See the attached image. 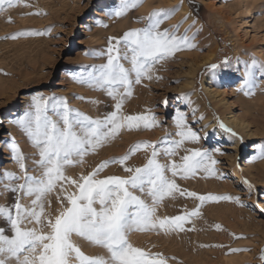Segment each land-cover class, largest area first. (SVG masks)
Listing matches in <instances>:
<instances>
[{
  "label": "rangeland",
  "instance_id": "1",
  "mask_svg": "<svg viewBox=\"0 0 264 264\" xmlns=\"http://www.w3.org/2000/svg\"><path fill=\"white\" fill-rule=\"evenodd\" d=\"M109 2L111 0H20L0 12V172L21 175L5 143L14 139L27 158L29 174H38L33 163L39 159L36 150L23 131L12 123L28 110L33 95L64 97L70 107L93 118L102 117L113 110L114 101L101 91L75 82L73 75L106 62L102 57L89 54L105 50L109 37H120L130 29L143 27V22L136 21L155 10L178 8L172 18L161 25V30L180 25L179 34L183 35L190 29L187 34L195 47L178 51L155 65L153 78L133 85L132 95L126 99L123 109L129 115L151 109L159 126L151 130H122L111 142L86 156L83 164L68 167L66 175L76 179L104 161L123 157L141 141L158 144L167 136L178 139L173 117L179 109L200 136L199 143H185L184 148L213 150V159L217 161L215 175L198 172L187 179L177 176L180 190L232 199L201 203L177 192L175 198H166L157 207L156 215L160 218L188 216L182 224L183 231L133 232L128 237L129 242L163 254L169 258L168 264H264L259 259L264 253V159L259 158L264 149V77L256 72L251 95L240 90L245 65L251 64L253 58L264 65V0H144L142 6L120 18L109 15L118 7V1L112 0L114 5L106 16L84 31L88 17ZM24 32L43 34L19 35ZM13 35L18 38H10ZM225 58L229 61L227 66L222 63ZM213 64L218 65L215 70L211 67ZM167 66L170 75L165 78L161 71L157 78L154 72ZM237 67L242 72H237ZM234 74L240 75L239 81L227 90L238 108L230 112L236 114L244 108L251 123L246 134L238 135L239 148L230 133L226 132L223 137L216 134L218 128L213 126V120L232 129L222 107L207 93L211 84L223 91L225 87H221L219 81ZM230 116L228 113L227 117ZM215 148L224 154L216 153ZM150 151L137 152L127 161L128 166H143ZM184 154L181 149L173 159L179 163ZM159 159L161 163H169L163 155ZM100 175L103 178L127 173L119 164H113ZM67 190L74 191L71 187ZM58 193L59 189L48 198L51 207L46 211L53 215L60 209ZM143 198L151 203L148 197ZM14 202L15 194L0 186V205L11 206ZM21 202L27 206L31 201L24 198ZM194 211L199 215H190ZM0 227L7 229L8 225L0 220ZM73 239L88 256L108 255L103 248L80 238ZM245 249L247 251H243Z\"/></svg>",
  "mask_w": 264,
  "mask_h": 264
},
{
  "label": "snow or ice",
  "instance_id": "2",
  "mask_svg": "<svg viewBox=\"0 0 264 264\" xmlns=\"http://www.w3.org/2000/svg\"><path fill=\"white\" fill-rule=\"evenodd\" d=\"M19 2L0 0V12L6 11V6L12 7ZM143 2L119 0V6L109 15L116 18L126 16ZM178 10H155L136 21L143 22V27L130 29L120 37H109L105 50L89 54L102 57L106 62L73 75L75 82L93 91H101L114 101L112 111L93 118L70 107L64 97L33 95L28 110L12 121L37 152L39 159L33 163L38 174H29L27 158L15 140L6 141L21 175L0 172V186L4 191L15 194V202L11 206L0 205V220L8 225L7 229L0 227V264H168L169 258L163 254L134 246L129 242V235L153 230L183 231L182 224L188 216L160 218L156 215L157 207L166 198H175L177 192L181 196L194 197L201 203L232 199L180 190L175 179L177 176L187 179L198 172L215 175L217 161L213 159V150L184 148L185 143H199L200 136L179 109L173 117L178 139L167 136L158 144L141 141L123 157L104 161L76 179L66 175L68 167L83 164L86 156L111 142L122 130H151L159 126L151 109L135 115L125 114L123 109L126 99L132 95L133 85L145 79L151 80L155 65L178 51L195 47L187 34L190 29H186L183 35L179 34L180 25L161 30V25ZM40 34L43 33L24 32L19 35ZM10 38L16 39L18 35ZM222 63L227 66L229 61L225 58ZM211 67L215 70L218 65ZM257 71L264 77V65L253 58L244 69L240 90L245 95L252 94ZM219 127L232 136L236 135L223 123ZM181 149L185 154L177 163L173 157ZM141 150H151L146 163L141 167L128 166L127 161ZM214 151L224 154L219 148ZM161 155L168 158V164L160 162ZM259 158L264 159V149ZM113 164H119L127 175L101 178L104 169ZM221 178L224 177L221 175ZM21 180L22 183L19 182ZM68 187L74 191H68ZM57 189L60 209L53 215L46 208L51 207L48 198ZM145 196L150 199V204L143 198ZM24 198L30 199L29 205L21 202ZM190 215H199V212L194 211ZM9 231L11 235L7 234ZM74 237L103 248L108 253L107 257L86 255L74 242ZM259 259L264 261V253Z\"/></svg>",
  "mask_w": 264,
  "mask_h": 264
},
{
  "label": "bare ground",
  "instance_id": "3",
  "mask_svg": "<svg viewBox=\"0 0 264 264\" xmlns=\"http://www.w3.org/2000/svg\"><path fill=\"white\" fill-rule=\"evenodd\" d=\"M117 1H118V6H119V0ZM113 5L114 4L112 3V0H111L109 4L107 3V4H104L103 7L97 8L95 13H93L92 16L88 17L89 19L88 22L84 24L85 25L83 28L84 31L88 30L92 24H95L99 18L105 17L106 12L110 11L109 9H111ZM88 24H90V26ZM161 71L163 72L162 75L165 78L170 75V73H168L169 71H168V66H167L163 70L159 69V71L154 72L157 78H160L159 73H161ZM237 72H242L239 67H237ZM239 77L240 75L238 74L228 75V76L223 77L219 81V85L221 87H225V89L221 92L220 90H218V88L214 84H211V86L207 89L208 96L211 97L220 106V108L222 107L223 109L222 112H224V115H226V121L232 129L231 131L236 134L234 137L232 136V140H233L234 145L237 148H239L238 146L240 145V141L238 140L239 133L246 134V132L249 131L250 124H251L249 123V116L243 110L244 108L239 109L236 114H233L230 112V110H232L233 108L234 109L238 108V106L236 105L234 101H231L232 99L231 92L229 93L227 88H230L232 85L238 82ZM228 113L231 115L229 118L227 117ZM10 121H11L10 119H7V122H10ZM212 123L214 124L213 126L216 125V127L218 128V132L216 133L217 135L219 136L222 135L223 137L225 136V134H227L226 132H223V130L219 127L218 121L213 120ZM249 136H252L250 132H249Z\"/></svg>",
  "mask_w": 264,
  "mask_h": 264
}]
</instances>
